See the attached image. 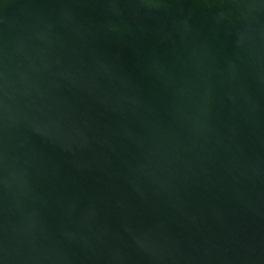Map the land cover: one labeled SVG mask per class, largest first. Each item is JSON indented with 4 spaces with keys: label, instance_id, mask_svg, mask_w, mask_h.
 <instances>
[{
    "label": "water",
    "instance_id": "obj_1",
    "mask_svg": "<svg viewBox=\"0 0 264 264\" xmlns=\"http://www.w3.org/2000/svg\"><path fill=\"white\" fill-rule=\"evenodd\" d=\"M0 264H264V0H0Z\"/></svg>",
    "mask_w": 264,
    "mask_h": 264
}]
</instances>
